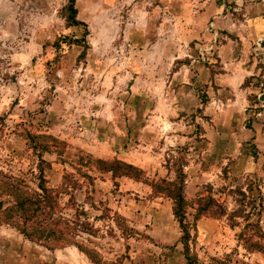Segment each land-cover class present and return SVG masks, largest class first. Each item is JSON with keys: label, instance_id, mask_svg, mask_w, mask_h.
<instances>
[{"label": "rangeland", "instance_id": "rangeland-1", "mask_svg": "<svg viewBox=\"0 0 264 264\" xmlns=\"http://www.w3.org/2000/svg\"><path fill=\"white\" fill-rule=\"evenodd\" d=\"M66 6L0 0V171L34 189L41 158L62 215L91 233L76 241L93 261L75 247L57 249L55 260L9 227L15 238L0 241V264H187L171 201L142 182L113 180L93 162L122 161L106 156L160 142L146 128L157 105L178 125L169 134L210 136L232 156L195 168L184 145L150 161L163 164L160 176L135 167L150 182L190 165L188 201L202 185L218 199L221 187L254 183L264 233V0H75L84 42V27L67 24ZM221 197L231 212L234 198ZM194 215L188 209L186 224L198 264H264V252L238 243L243 225Z\"/></svg>", "mask_w": 264, "mask_h": 264}, {"label": "trees", "instance_id": "trees-1", "mask_svg": "<svg viewBox=\"0 0 264 264\" xmlns=\"http://www.w3.org/2000/svg\"><path fill=\"white\" fill-rule=\"evenodd\" d=\"M66 21L69 26H83V42L88 36L84 23L78 21L75 0H67ZM73 44L79 45L80 41L74 39ZM82 56L86 54L88 45H84ZM102 168L100 173H109L112 179L126 177L136 182L147 184L154 195L163 196L171 201V212L174 220L181 230L180 244L187 264H198L189 253L190 232L186 224L188 209H191L198 220L203 216L216 219L226 218L229 227L233 230L241 225L242 230L236 235L238 243L249 253L264 252V234L259 220L262 214L263 199L259 187L251 183L243 190L237 186L231 188L221 187L220 197L216 199L212 185H202L198 188L195 198L188 201L185 196L186 176L183 172L185 164L174 170V179L160 178L156 181H147L143 170L117 159L111 161H93ZM46 164L39 158L38 177L36 188H30L21 177H13L0 171V226L5 225L18 232L24 239L42 246L48 251L75 247L80 253L93 261L89 252L77 243L78 233L91 235L84 229L78 230L74 223L62 215L59 203L60 193L49 188L43 175L44 169L40 165ZM223 180H228L227 172H223ZM87 179L90 177L86 176ZM224 191H228L234 198V209L228 212L227 201H222ZM206 193V194H205ZM118 216V215H117ZM120 220H124L119 217ZM82 228V226H79ZM250 231L251 233H249Z\"/></svg>", "mask_w": 264, "mask_h": 264}, {"label": "crops", "instance_id": "crops-1", "mask_svg": "<svg viewBox=\"0 0 264 264\" xmlns=\"http://www.w3.org/2000/svg\"><path fill=\"white\" fill-rule=\"evenodd\" d=\"M247 89H249V87H247ZM251 93L252 92L249 91L248 94ZM149 118L150 119L152 118L153 124H149V125L147 124L146 128H149L151 132L157 134V136L160 137V142L158 143L155 141L148 142L149 143L148 148H145V150H147L146 153L140 150L141 148L139 145H135L134 147L132 146L129 149H126L122 154L111 152L113 157H109L110 155H107L106 158L113 159L114 156H117L123 162L133 166L140 167L141 169L146 170L149 175L157 177L160 176L161 172L165 170L163 164L162 163L158 164L154 169L148 166L150 165V161L151 163H157L161 161L162 158L161 152H163L165 149H174V148L179 149L181 148V146L188 145V147H190V151L193 153L195 157V159L190 162V165L192 166L195 165V168L197 167L200 168V163L204 161L214 162L216 160L228 159L229 156H232L231 153L227 152L226 145L218 143L216 139L210 136L206 137L205 140H203L202 137H200V140H197V139H192V137L189 138L188 136H183V133L169 134L168 133L169 130L172 131L174 125L177 124L171 122V120L169 119V111L165 107L157 105V107H155V109L152 111V114L149 116ZM193 144L195 145V147L193 146ZM190 165L188 166L186 165L183 167L185 174L188 175L190 174V170H191ZM202 173L203 171L202 169H200V174L203 175ZM173 179H174V174L172 175V177H170L169 180H173ZM188 179L189 176L187 180ZM151 237L157 243L156 239H154L153 236ZM13 238H15V236L12 234V231L9 227L4 225L0 226V241L4 242L3 240H7L10 244H13ZM49 252L56 260L58 256L57 255L58 250L49 251Z\"/></svg>", "mask_w": 264, "mask_h": 264}, {"label": "built area", "instance_id": "built-area-1", "mask_svg": "<svg viewBox=\"0 0 264 264\" xmlns=\"http://www.w3.org/2000/svg\"><path fill=\"white\" fill-rule=\"evenodd\" d=\"M260 102H261V103H260V104H261L260 106L262 107V101H260Z\"/></svg>", "mask_w": 264, "mask_h": 264}]
</instances>
